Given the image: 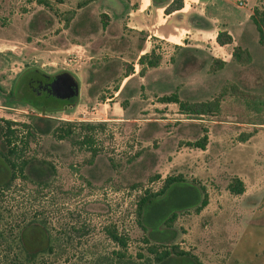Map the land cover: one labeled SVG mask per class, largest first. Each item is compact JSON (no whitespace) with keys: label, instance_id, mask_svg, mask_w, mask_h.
Masks as SVG:
<instances>
[{"label":"rangeland","instance_id":"rangeland-1","mask_svg":"<svg viewBox=\"0 0 264 264\" xmlns=\"http://www.w3.org/2000/svg\"><path fill=\"white\" fill-rule=\"evenodd\" d=\"M46 1L0 0V124L11 122L20 157L51 163L37 192L18 174L1 191L0 264H158L134 208L143 188L155 190L168 174H180V184L196 193L202 186L207 196L200 210L175 207L173 201L193 199L185 188L155 199L168 207L161 219L176 212L167 231L174 235L163 246L187 252L168 264H264V47L248 17L264 0L242 7L236 0H182L169 14L167 0ZM68 10L74 13L65 25ZM192 14L208 26L192 24ZM218 30L231 42L218 44ZM138 44L160 56L142 73L133 58ZM235 44L247 61L231 55ZM211 57L223 65L211 70ZM127 62L133 73L119 81L126 85L118 93L113 86ZM54 77L75 83L71 101L44 100L40 83ZM172 91L187 101L217 97L218 108L182 113L159 100ZM39 117L50 121L49 131L27 134ZM65 120L101 124L82 129L86 140L79 142L80 135L57 136L54 128ZM203 133V149L187 144ZM5 147L2 133L0 151ZM232 176L242 178V195L227 189ZM29 223L43 228L45 246L26 259L19 232ZM146 226L163 233L156 222ZM107 230L124 236L125 246Z\"/></svg>","mask_w":264,"mask_h":264},{"label":"trees","instance_id":"trees-1","mask_svg":"<svg viewBox=\"0 0 264 264\" xmlns=\"http://www.w3.org/2000/svg\"><path fill=\"white\" fill-rule=\"evenodd\" d=\"M36 1L40 3L48 4L46 0H36ZM150 1L153 4H159L160 2H163V0H150ZM162 6L164 13L168 14L173 10L180 9L182 7V0H167L162 4ZM73 13L74 12L72 10H68L66 12V15L63 18L65 25L71 19ZM248 17L250 21L253 23L255 30L257 31L258 43L264 47V5L261 7H257V6L253 7ZM189 20L192 24L199 27L205 28L208 26V22L202 16L197 14L190 15ZM215 40L218 44H226V43H230L232 38L227 31L218 30L215 33ZM175 46L184 47L178 44H175ZM141 49L142 46L138 44L137 51ZM231 55L234 58H236L238 62H245L249 59L248 52L244 48H240L239 45L237 44L233 46L231 50ZM133 58H135L136 63L139 65L137 73H142V71L146 66L148 67L157 66L159 63L160 56L159 54L154 52L153 48H150L148 51L142 52L140 54H137L136 52ZM210 60H211L210 63L211 70L216 69L217 67L223 65L224 63L223 60H219L212 57L210 58ZM108 69H111V67L108 66L103 67L102 71L107 72ZM131 73H133L132 63L127 62V64H125L124 68L120 72V76H118L116 83L113 86V90L114 91L118 90L119 93L126 85V82H124L119 87V81ZM22 85L24 86L26 85V83H23ZM11 93L12 92L9 91V94ZM220 94H222V90L218 93V95ZM66 99L71 101L72 96H69ZM159 100L162 102H169V101L174 102L177 104L180 112L191 115L207 114L209 112L216 111L218 108L217 97H212L211 99H205V100L187 101V100H180L175 91H172L168 94H162L161 96H159ZM50 103L52 105L61 104V101L60 100H56V102L50 101ZM10 123L11 122L9 120H4L5 126H1L0 124V134L3 133L4 144L6 146L5 149L2 148L3 151H0V155L4 159V164L0 163V172L1 171L3 173L9 172L10 174L6 180L0 181V195L2 193L1 191L4 190V187L6 188L10 183V181L15 177V174H18L22 180L29 181L31 184H33L32 186H34V190L37 192L38 188L46 185V180L51 170V163L49 160H46L45 158L34 159L32 157L31 158L20 157L19 151H17L16 147L11 143L10 135L13 133V129L10 128L9 126ZM63 124H64L63 128L59 126L55 128L53 127L54 131L58 133L57 136L59 138L73 137L80 135L81 138L79 142H83L86 140V137L84 134L81 133V130L82 129L87 130L89 128L92 129L95 126L94 124L98 125L101 123L100 122L93 123L91 121L82 120L77 122V126H76L75 121L65 120L63 121ZM24 126L30 127L28 124H24ZM50 127H51V123L47 118L39 117L36 118V120L32 121V125L28 129L27 134H32L34 131L35 132L37 131L39 133H46L49 131ZM241 136H239V138H241ZM205 142H206V134L203 133L196 140L188 141L187 144L203 149ZM18 157L20 158L17 159ZM181 182H183V178L180 174L165 175L162 178L161 184L158 188H156L153 191L149 190L148 188H143L142 193L137 197L135 201L134 214L135 217H137V223L140 226L141 230L145 231L147 238H144V241L148 243L147 250L153 254V258L155 259L156 262H158V264H168V261L172 258L173 255L181 256V255H185L187 252L181 249H177L175 245L169 246V248L163 246V244L168 242L174 235V233L171 234L168 233L167 231H170L172 229L171 223L173 218L175 217L176 212L171 211L168 215H166V217L161 219V217L166 214L168 207L166 206L167 208H165L162 202L156 203L155 199L160 198L162 195H165L166 192L174 193V192H178L181 188H185L189 193H191V197L192 196L194 197L191 201H186V200L173 201V204L175 205V207H177L178 210L188 207V205L190 206L193 205L196 210H200L207 203L206 192L202 186H199L200 189L198 193H196L191 186L189 185L183 186L184 184H180ZM226 187L232 193H241L244 189L242 180L237 176H232L229 179V182L227 183ZM196 199H198V201L195 202ZM160 204L162 205V207ZM162 208L165 210L157 211ZM152 212L155 213V215H153ZM150 217H152L153 220H151ZM148 220L156 222L158 226L163 225V229H162L163 233L162 231H160L157 233V235H152L148 231L146 226V221ZM32 228L33 227H31V229ZM107 235L119 246L121 247L125 246L126 239L124 236L120 234H116L112 230H107ZM147 239H152L154 242L149 244V242H147ZM34 254H36L34 251H26V259L28 258L30 259V257H32Z\"/></svg>","mask_w":264,"mask_h":264},{"label":"flooded vegetation","instance_id":"flooded-vegetation-1","mask_svg":"<svg viewBox=\"0 0 264 264\" xmlns=\"http://www.w3.org/2000/svg\"><path fill=\"white\" fill-rule=\"evenodd\" d=\"M33 80L32 82L35 84H38V81L35 79V78H30V81ZM47 79H44L43 81H41L40 83V87L38 88V91H42V96H44V98L47 96V99H44L46 100V102H50V101H55L56 100H60V101H63V100H67L66 99V91H60V92H57L56 94L54 92H52L50 89H49V82L51 81V79H48V81H46ZM34 84H31V85H34ZM37 86V85H36ZM41 96V95H40ZM38 96V97H40ZM33 106H36L37 105H34L32 104ZM38 106L43 109V107H46L48 106L46 103H43V102H40L39 101V104ZM0 163L4 164V159L2 158V156L0 155ZM9 172H0V181H4L6 180L8 177H9ZM32 225H35V226H32ZM31 227H33L31 229ZM19 241L20 243L22 244V246L24 247L25 249V253L26 251H34L35 253L41 251L43 249V238H44V230L42 227L38 226V224H31L29 223L27 226L23 227L22 230H20L19 232ZM45 239V238H44ZM42 240V241H41ZM45 244V243H44Z\"/></svg>","mask_w":264,"mask_h":264},{"label":"water","instance_id":"water-1","mask_svg":"<svg viewBox=\"0 0 264 264\" xmlns=\"http://www.w3.org/2000/svg\"><path fill=\"white\" fill-rule=\"evenodd\" d=\"M73 81L69 79H64L62 77H54L49 82V89L55 94L60 91H66V98L73 96L76 93V86Z\"/></svg>","mask_w":264,"mask_h":264},{"label":"crops","instance_id":"crops-1","mask_svg":"<svg viewBox=\"0 0 264 264\" xmlns=\"http://www.w3.org/2000/svg\"><path fill=\"white\" fill-rule=\"evenodd\" d=\"M149 1H150V0H149ZM150 3H151V1H150ZM181 8H182V7H181ZM181 8H180V9H181ZM176 10H179V9H176ZM173 11H175V10H173ZM173 11H171V12H173ZM171 12H170V13H171ZM165 14H166V13H165ZM168 14H169V13H168ZM226 44H227V43H226ZM142 52H143V50L141 49V50L138 51V54H139V53H142ZM131 74H132V73H131ZM129 75H130V74H129ZM129 75H128V76H129ZM126 77H127V76H126ZM126 77H124V78H126ZM238 177L240 178V176H238ZM240 179L242 180V178H240ZM242 193H243V191H242L241 193H237V194L242 195ZM204 206H205V205H204ZM204 206L202 207L203 209H204ZM202 208H201V209H202ZM202 211H203V210H202ZM217 211H218L217 213H221V211H223V210H220V208L217 207Z\"/></svg>","mask_w":264,"mask_h":264},{"label":"built area","instance_id":"built-area-1","mask_svg":"<svg viewBox=\"0 0 264 264\" xmlns=\"http://www.w3.org/2000/svg\"><path fill=\"white\" fill-rule=\"evenodd\" d=\"M237 1V5L242 7L245 4V0H236Z\"/></svg>","mask_w":264,"mask_h":264}]
</instances>
